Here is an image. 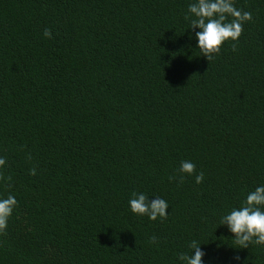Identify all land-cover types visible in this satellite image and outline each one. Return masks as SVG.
I'll list each match as a JSON object with an SVG mask.
<instances>
[{"label": "trees", "instance_id": "1", "mask_svg": "<svg viewBox=\"0 0 264 264\" xmlns=\"http://www.w3.org/2000/svg\"><path fill=\"white\" fill-rule=\"evenodd\" d=\"M190 2L0 0V264H178L193 240L205 264H264L220 225L264 184V0H235L253 20L210 62Z\"/></svg>", "mask_w": 264, "mask_h": 264}, {"label": "clouds", "instance_id": "2", "mask_svg": "<svg viewBox=\"0 0 264 264\" xmlns=\"http://www.w3.org/2000/svg\"><path fill=\"white\" fill-rule=\"evenodd\" d=\"M185 19L189 29L194 33L196 47L201 56L209 62L218 55L225 44L236 43L241 38L244 25L253 20L251 12L242 11L236 7L235 0H191L188 4V14ZM199 29V31H197ZM47 39L52 38V31L45 29ZM235 50V49H233ZM7 161L0 157V169ZM182 182L184 176L195 178L196 184L204 182V174L197 173L196 165L191 161H183L179 169ZM32 175H36L35 169ZM15 196H0V234L4 233L9 220L17 208ZM130 211L138 217H147L150 221L164 220L168 216L169 204L163 198L149 199L143 192H133L128 201ZM220 225L226 226L234 237V248L248 249L250 245L264 246V184L249 191L240 207L232 208L220 218ZM156 238L153 237V242ZM190 251L178 255V264H205L206 252L201 245L193 240L188 245ZM239 261L240 258L236 257Z\"/></svg>", "mask_w": 264, "mask_h": 264}]
</instances>
